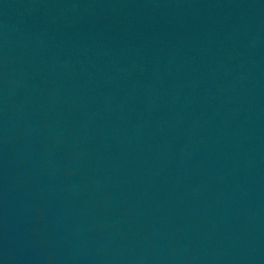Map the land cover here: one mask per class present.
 <instances>
[{
  "label": "water",
  "instance_id": "95a60500",
  "mask_svg": "<svg viewBox=\"0 0 264 264\" xmlns=\"http://www.w3.org/2000/svg\"><path fill=\"white\" fill-rule=\"evenodd\" d=\"M0 264H264V0H0Z\"/></svg>",
  "mask_w": 264,
  "mask_h": 264
}]
</instances>
